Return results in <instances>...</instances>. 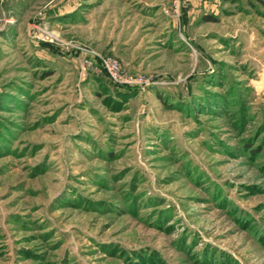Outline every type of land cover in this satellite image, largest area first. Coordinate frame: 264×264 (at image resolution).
Returning a JSON list of instances; mask_svg holds the SVG:
<instances>
[{"label": "rangeland", "instance_id": "1", "mask_svg": "<svg viewBox=\"0 0 264 264\" xmlns=\"http://www.w3.org/2000/svg\"><path fill=\"white\" fill-rule=\"evenodd\" d=\"M0 264H264V0H0Z\"/></svg>", "mask_w": 264, "mask_h": 264}, {"label": "built area", "instance_id": "2", "mask_svg": "<svg viewBox=\"0 0 264 264\" xmlns=\"http://www.w3.org/2000/svg\"><path fill=\"white\" fill-rule=\"evenodd\" d=\"M101 62L103 66L107 70L108 78L113 83L116 84L121 82V78L118 75L117 65L114 60H111L110 58H101Z\"/></svg>", "mask_w": 264, "mask_h": 264}]
</instances>
